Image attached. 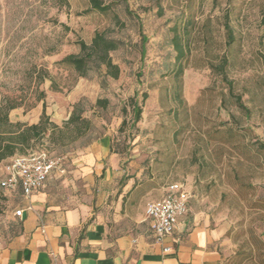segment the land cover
Masks as SVG:
<instances>
[{
    "label": "rangeland",
    "instance_id": "obj_1",
    "mask_svg": "<svg viewBox=\"0 0 264 264\" xmlns=\"http://www.w3.org/2000/svg\"><path fill=\"white\" fill-rule=\"evenodd\" d=\"M104 1L116 3L113 12L93 11L88 0H0V96L20 104L12 121L37 123L45 106L62 126L79 104L91 128L77 136L72 126L63 141H36L32 151L61 158L67 171L90 143L109 136L144 173L207 197L222 264H264V0ZM96 32L123 42L112 53L118 79L96 71L76 79L57 67ZM177 33L187 51L181 76ZM42 70L60 90L48 78L39 82ZM133 98L142 109L136 125Z\"/></svg>",
    "mask_w": 264,
    "mask_h": 264
},
{
    "label": "crops",
    "instance_id": "obj_2",
    "mask_svg": "<svg viewBox=\"0 0 264 264\" xmlns=\"http://www.w3.org/2000/svg\"><path fill=\"white\" fill-rule=\"evenodd\" d=\"M136 163L103 136L67 171L61 161L30 197L21 187H0V264H222V235L210 202L188 185L187 212L173 234L157 241L146 206L173 182Z\"/></svg>",
    "mask_w": 264,
    "mask_h": 264
},
{
    "label": "trees",
    "instance_id": "obj_3",
    "mask_svg": "<svg viewBox=\"0 0 264 264\" xmlns=\"http://www.w3.org/2000/svg\"><path fill=\"white\" fill-rule=\"evenodd\" d=\"M59 6H69V0H55ZM90 9L97 11L101 14H109L113 12L116 3H106L104 0H88ZM117 18V16L115 15ZM225 29L227 37V45L234 42V32L230 25L228 13L225 15ZM184 37L178 33L174 36V48L177 52L176 55V69L175 74L181 76L184 72L183 62L187 57L185 49ZM77 44L79 45V52L75 54H68L55 64L59 68L66 69L74 73L76 79L79 77H88L92 71L99 72L103 79L113 78L118 79L121 75L120 66L114 62L112 53L117 51L123 42L120 39L109 37L104 32H96L90 42L80 39ZM228 65V60L225 58L220 71H224ZM42 74L38 75L39 82L45 79L51 80V88L54 91L60 90L53 77L47 70H42ZM41 96H45V92H41ZM108 99H98L96 104L98 107L105 108L108 105ZM132 109L134 111L133 125H136L142 116V109L138 106V102L133 98L131 100ZM20 104L12 101L9 97L0 96V163L6 162L17 155H25L32 151L36 141L48 139L49 141H63L69 132H75L82 135L85 131L89 130L92 126L90 119L84 117L82 112L78 111L79 104L74 107L69 118L59 125L51 121L50 116L47 114L46 107L44 106L43 112L37 123L26 124L20 121H12L10 112L19 107ZM125 122V121H124ZM74 126L75 131L71 128ZM230 129L227 130L229 132ZM234 136V135H233ZM231 142V137L228 138ZM114 151L120 153L113 145Z\"/></svg>",
    "mask_w": 264,
    "mask_h": 264
},
{
    "label": "built area",
    "instance_id": "obj_4",
    "mask_svg": "<svg viewBox=\"0 0 264 264\" xmlns=\"http://www.w3.org/2000/svg\"><path fill=\"white\" fill-rule=\"evenodd\" d=\"M61 161V158L52 157L47 151H31L14 156L5 164L6 175L0 181V187L7 190L21 187L24 196L30 197L44 187L48 176ZM190 197L191 193L184 183L173 182L162 198L148 203L146 216L152 221L158 242H163L166 236L174 233L179 218L188 210ZM15 214L20 216L22 211L16 210ZM169 250L165 248V251Z\"/></svg>",
    "mask_w": 264,
    "mask_h": 264
}]
</instances>
